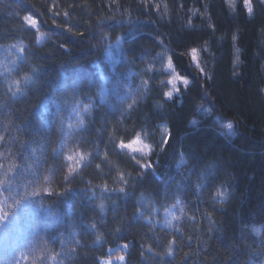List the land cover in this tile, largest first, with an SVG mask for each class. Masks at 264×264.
<instances>
[{"label": "trees", "instance_id": "16d2710c", "mask_svg": "<svg viewBox=\"0 0 264 264\" xmlns=\"http://www.w3.org/2000/svg\"><path fill=\"white\" fill-rule=\"evenodd\" d=\"M252 6L249 14L243 0H0V153H10L0 163L23 165L21 192L35 180L29 190L55 193L42 191L0 224V264H32L29 247L59 264H103L120 252L123 264H264V2ZM168 56L190 80L172 99ZM16 79L22 92L13 96ZM76 102L91 112L69 146L92 156L69 183L53 152L67 128L53 113L75 123ZM161 124L170 132L163 150ZM137 133L152 147L144 159L154 172L141 175L131 158L141 156L116 148ZM169 211L179 217L171 227Z\"/></svg>", "mask_w": 264, "mask_h": 264}, {"label": "snow or ice", "instance_id": "6c2138e0", "mask_svg": "<svg viewBox=\"0 0 264 264\" xmlns=\"http://www.w3.org/2000/svg\"><path fill=\"white\" fill-rule=\"evenodd\" d=\"M244 5L247 9V12L249 14H252L253 12V6H252V0H243ZM262 2H264V0H262ZM228 3L230 6L234 5V0H228ZM53 7H55V5H53ZM157 8H159V6H156ZM182 7V5H181ZM65 16L68 15V12L64 13ZM23 20L28 22L30 24L31 27L35 28L36 31L39 33L38 35V39H42L44 37V33L43 32H39V28L37 27V21L35 19H33L30 15L28 16H24ZM189 23H191V21H189ZM211 26V25H210ZM233 39L235 40V36H233ZM161 44L163 43V41H160ZM24 49L20 48V52H23ZM192 52V59L194 61H196V66L197 68H199V71L201 74L204 73V69L202 67H200L199 65V61L197 60L196 57V52L197 50L195 48H193L191 50ZM164 55V54H161ZM238 59V57H237ZM13 63H15V61H13ZM167 67L168 69L172 70V77L171 79L168 81L169 84H171V89L168 90L167 92H165V96L168 99H172L174 93H179L180 88L177 86L178 83L182 84V86L184 88H187L188 85L190 84V80L184 76H181L179 74L175 73V70L173 68V64H172V58L171 56L167 57ZM4 71L6 73H11L12 69L8 68L6 65L4 66ZM7 79V77H5ZM209 79L211 77H208ZM30 77L25 76L23 77V82L27 83L29 82ZM21 83L22 80L20 79H16V80H12L9 83V90L11 91L12 87L15 86V91L12 92V95L15 96L16 93L18 92H22V88H21ZM146 83V82H145ZM78 87V86H77ZM105 91L106 89L102 88L100 90V96L103 98L105 95ZM55 102V100H54ZM135 103V101H133V104ZM133 104H128L127 108L131 109ZM91 112V106L90 105H83L82 111H81V103L80 102H76L72 108H71V113L69 114L71 116L72 113L75 114L76 116V121L75 123L71 122L70 119L66 120L63 116H62V110L57 107V110L55 113H53V119L59 118L60 121V126H61V130L63 131L64 128H67V133L62 137L61 143L59 145L58 148L53 149L54 153H60L61 155H63L64 160H65V171H66V175L64 177L66 182H71L70 181V177H74V175L76 173H78V171L80 170V168L82 167H87L89 163H91V153H86L84 151H80L78 146L76 148H72L69 146V141L72 140V135L75 131H77L78 129L83 128L84 124H85V120H84V115L83 113H90ZM193 124L196 123V121L192 122ZM226 130L228 134H233L232 130H233V124L231 122L227 123L226 125L223 126ZM169 136H170V132L165 129L164 131V135L161 141V150H163V146L168 144L169 141ZM4 140V136L0 135V141ZM74 143L75 142L73 141ZM116 148L121 151L122 153L125 151H130L131 153H136L139 154L141 156V159H137L135 155H133L131 158L135 161L136 165L140 168L141 170V175H143L144 172L152 170L153 172L155 171L154 169V165L152 163L151 160H145L144 158L149 157L152 154V147L149 144H146L143 142V139L141 138V135L139 133H137L135 135V138L133 140H131L128 143H125L123 140H120V142L116 145ZM35 153V149H33V154ZM5 155H10V153H0V156H5ZM105 159H107V153H105ZM183 163V161H181ZM158 163V161H157ZM31 167V165H30ZM97 168H100V165L97 164L96 165ZM24 171L23 165H18L15 162H11L9 163L7 166H5L4 163H0V224H2L3 222H8L11 223L9 217H14V212L13 210L16 209L18 206H20L21 204H23L24 202H28L29 204L34 203L33 198L36 196H39L41 194L42 191H47L49 195H54L55 193L53 192V190H51L50 188H39V186L37 187H33L31 188V190H29V187L33 184L36 183L35 180H29L26 183H24L22 186L24 188V191L21 192L20 191V187L21 185L18 183V181L20 180V177L22 176ZM125 174L123 172L119 173V177L120 180L122 181V183L127 184L128 181L126 179H124ZM45 180L47 181V178H45ZM66 191H68L69 189H65ZM103 190L104 192L108 191V187L107 184L103 185ZM120 192H124V189L121 188L119 190ZM7 192L8 195H4V193ZM63 194V193H61ZM216 195L218 197H224L226 196L225 192L222 191H217ZM9 199H11V203H8ZM180 205V201L177 200L176 205H173V207H176ZM40 207H44V205H40ZM99 208L101 211H103L105 209V205L103 202H101L99 204ZM181 211H183V208H181ZM138 215H143L142 213L138 212ZM168 216H170V219H167L165 221V223L171 227L172 226V221L174 220H178L179 217L176 216L175 214H173L172 212H168L167 213ZM91 228L95 229L96 225L92 224ZM36 231V230H34ZM254 232H256L257 234L260 233L261 229L259 228H254L253 229ZM100 237H97V241H99ZM30 245L34 244V240L29 242ZM125 248L128 247L127 244L124 245ZM50 252V250H48ZM28 252L34 253V256L32 258V264H46V260H51L52 264H59V262L57 261V256L56 255H50L48 257H44L43 253H36L35 252V248L34 247H29ZM169 252H171V246L169 247ZM20 257L23 260H28L29 256L26 252L21 251L20 252ZM121 261L124 260L123 256L118 257ZM5 264H19V260H13V261H6ZM104 264H110V261H105Z\"/></svg>", "mask_w": 264, "mask_h": 264}, {"label": "rangeland", "instance_id": "374dc122", "mask_svg": "<svg viewBox=\"0 0 264 264\" xmlns=\"http://www.w3.org/2000/svg\"><path fill=\"white\" fill-rule=\"evenodd\" d=\"M165 129H167L168 130V127H167V125L166 124H161V139L163 138V135H164V131H165ZM124 245L125 244H122V248L124 249L125 247H124ZM120 256H123L124 257V260L123 261H121L118 257H120ZM110 261V264H114V263H116V262H118V263H125V261H126V253H122V252H120V254H118V255H113V256H110V257H106V258H103L102 259V262H103V264H104V262L105 261Z\"/></svg>", "mask_w": 264, "mask_h": 264}]
</instances>
